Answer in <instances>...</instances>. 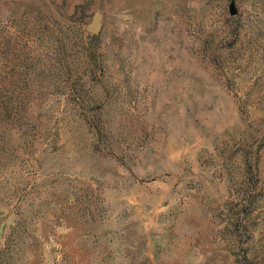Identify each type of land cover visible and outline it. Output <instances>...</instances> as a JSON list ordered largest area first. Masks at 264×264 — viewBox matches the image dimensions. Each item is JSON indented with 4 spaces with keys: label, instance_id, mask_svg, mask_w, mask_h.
<instances>
[{
    "label": "rangeland",
    "instance_id": "374dc122",
    "mask_svg": "<svg viewBox=\"0 0 264 264\" xmlns=\"http://www.w3.org/2000/svg\"><path fill=\"white\" fill-rule=\"evenodd\" d=\"M0 264H264V0H0Z\"/></svg>",
    "mask_w": 264,
    "mask_h": 264
},
{
    "label": "water",
    "instance_id": "95a60500",
    "mask_svg": "<svg viewBox=\"0 0 264 264\" xmlns=\"http://www.w3.org/2000/svg\"><path fill=\"white\" fill-rule=\"evenodd\" d=\"M230 11L232 14L237 12L234 2L231 3ZM103 28V14L98 12L93 15L91 22L87 25L86 30L93 34L98 35Z\"/></svg>",
    "mask_w": 264,
    "mask_h": 264
}]
</instances>
